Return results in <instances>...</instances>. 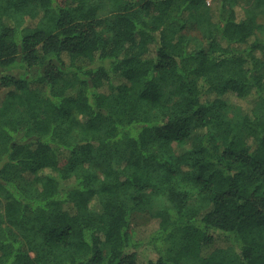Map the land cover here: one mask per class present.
Instances as JSON below:
<instances>
[{
	"label": "trees",
	"instance_id": "obj_1",
	"mask_svg": "<svg viewBox=\"0 0 264 264\" xmlns=\"http://www.w3.org/2000/svg\"><path fill=\"white\" fill-rule=\"evenodd\" d=\"M0 93V264H264V0H0Z\"/></svg>",
	"mask_w": 264,
	"mask_h": 264
},
{
	"label": "rangeland",
	"instance_id": "obj_2",
	"mask_svg": "<svg viewBox=\"0 0 264 264\" xmlns=\"http://www.w3.org/2000/svg\"><path fill=\"white\" fill-rule=\"evenodd\" d=\"M238 10H239V13L242 14L244 9L242 10V9H240V7H238ZM1 99H2V93H0V100ZM241 104H244L245 105L246 103L245 102H242ZM134 221H135L134 222L135 224L141 225L140 227H142V226L143 227H146V226L148 227L150 224L155 223L156 220H155V218L153 217L152 214H149L148 213L146 215L141 214V215L137 216V218ZM140 261L143 264L144 261H145V259L143 257H141Z\"/></svg>",
	"mask_w": 264,
	"mask_h": 264
}]
</instances>
